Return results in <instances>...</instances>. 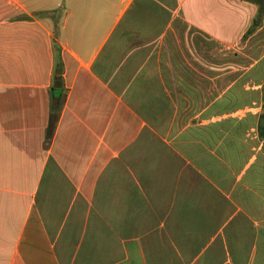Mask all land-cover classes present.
I'll return each instance as SVG.
<instances>
[{"label":"crops","instance_id":"0c3cea01","mask_svg":"<svg viewBox=\"0 0 264 264\" xmlns=\"http://www.w3.org/2000/svg\"><path fill=\"white\" fill-rule=\"evenodd\" d=\"M57 8L54 37L34 14ZM254 22L245 0H0V264H264V78L197 110L193 83L194 49Z\"/></svg>","mask_w":264,"mask_h":264},{"label":"rangeland","instance_id":"374dc122","mask_svg":"<svg viewBox=\"0 0 264 264\" xmlns=\"http://www.w3.org/2000/svg\"><path fill=\"white\" fill-rule=\"evenodd\" d=\"M235 34L230 33L228 35L232 38V41L228 40L227 42H219L212 40L208 47L194 49V54L196 56L203 57V59L196 62V68L194 70L195 80L193 83L196 91H199V95L195 96L196 110L200 109L202 105L200 88H203V85L207 87V83L210 85V94L205 98L206 100H208V98L213 100L225 88L252 86L253 84H256L257 81L263 80L264 47L256 48L254 46L259 39L260 43H264V32L260 33L259 37L255 38L256 40H250V37H248L249 35L244 37V33L241 38L235 37ZM246 39L248 41H246ZM179 54L180 56H183L184 52L180 50ZM257 59L259 61L258 64L252 68V62ZM202 61H205L204 64ZM203 70L208 74L204 80L201 79L203 76L200 73ZM251 72L257 75H253V78L255 79L253 81L251 80L252 76L251 78L248 77ZM244 73L247 74V78H240V75ZM230 97L231 96L229 95L228 100ZM227 104L229 106L230 102Z\"/></svg>","mask_w":264,"mask_h":264},{"label":"trees","instance_id":"16d2710c","mask_svg":"<svg viewBox=\"0 0 264 264\" xmlns=\"http://www.w3.org/2000/svg\"><path fill=\"white\" fill-rule=\"evenodd\" d=\"M247 2L250 3H254L257 4L259 7V11L260 13L264 11V0H245ZM37 17H49L52 19L53 21V32H54V37L58 36V19L60 16V9H54L51 11H40V12H36L34 14ZM260 18L259 15H257L254 20H258ZM256 27V24L254 22V24L252 25V28H249L246 32H244V37L247 35H250L252 32V29ZM53 46H54V67H55V74H57V68H59L61 66V57H60V47L59 45L56 43V41H53ZM60 79L59 78H53V84H52V91H57L59 92L60 90V85H59ZM58 89V90H57ZM54 93V92H53ZM53 95V94H52ZM262 98H263V108H264V83L262 85ZM53 103H52V112H53ZM258 137L260 139L264 138V111L263 113L260 115L259 118V122H258Z\"/></svg>","mask_w":264,"mask_h":264}]
</instances>
